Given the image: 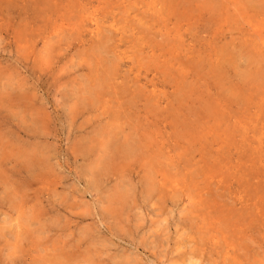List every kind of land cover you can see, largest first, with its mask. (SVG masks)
Masks as SVG:
<instances>
[{
  "label": "rangeland",
  "instance_id": "rangeland-1",
  "mask_svg": "<svg viewBox=\"0 0 264 264\" xmlns=\"http://www.w3.org/2000/svg\"><path fill=\"white\" fill-rule=\"evenodd\" d=\"M0 264H264V0H0Z\"/></svg>",
  "mask_w": 264,
  "mask_h": 264
}]
</instances>
